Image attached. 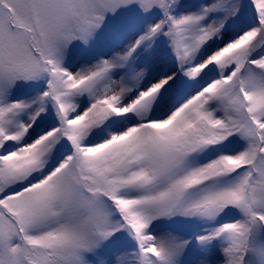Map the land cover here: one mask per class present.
<instances>
[{
  "label": "snow or ice",
  "instance_id": "obj_1",
  "mask_svg": "<svg viewBox=\"0 0 264 264\" xmlns=\"http://www.w3.org/2000/svg\"><path fill=\"white\" fill-rule=\"evenodd\" d=\"M0 264H264V0H0Z\"/></svg>",
  "mask_w": 264,
  "mask_h": 264
}]
</instances>
